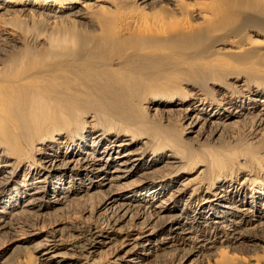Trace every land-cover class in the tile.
Returning a JSON list of instances; mask_svg holds the SVG:
<instances>
[{"label":"bare ground","instance_id":"bare-ground-1","mask_svg":"<svg viewBox=\"0 0 264 264\" xmlns=\"http://www.w3.org/2000/svg\"><path fill=\"white\" fill-rule=\"evenodd\" d=\"M0 264H264V0H0Z\"/></svg>","mask_w":264,"mask_h":264}]
</instances>
